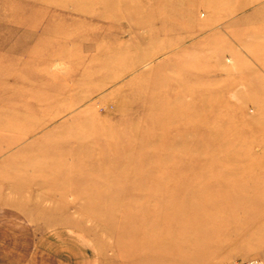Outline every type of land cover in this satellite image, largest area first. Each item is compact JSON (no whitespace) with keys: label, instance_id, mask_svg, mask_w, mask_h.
Masks as SVG:
<instances>
[{"label":"rangeland","instance_id":"rangeland-1","mask_svg":"<svg viewBox=\"0 0 264 264\" xmlns=\"http://www.w3.org/2000/svg\"><path fill=\"white\" fill-rule=\"evenodd\" d=\"M148 228L264 264V0H0V243L147 264Z\"/></svg>","mask_w":264,"mask_h":264},{"label":"bare ground","instance_id":"bare-ground-1","mask_svg":"<svg viewBox=\"0 0 264 264\" xmlns=\"http://www.w3.org/2000/svg\"><path fill=\"white\" fill-rule=\"evenodd\" d=\"M189 227L183 229L184 233H182L181 235L179 233H175V235H179L175 237L176 238L175 240H179L181 239V236L186 235L185 233H187V231L190 230ZM149 229L152 228H148L147 230L144 229L142 231L140 230V237H139L140 239L143 240V243H145V241L147 242V245L144 248H142L143 250H141L142 253L144 254L143 255L144 257L148 256L147 264H173V257L174 260L176 261L186 260V256L190 258L195 257V254H192L190 249L186 247L182 242L176 246L179 252L178 253L173 252L172 243L170 244L169 241L163 242L162 237L160 235L158 236V232L157 234H153L152 233L153 231L151 232L152 234L147 233ZM157 230H160V225H158ZM148 235H151V239L148 237Z\"/></svg>","mask_w":264,"mask_h":264},{"label":"crops","instance_id":"crops-1","mask_svg":"<svg viewBox=\"0 0 264 264\" xmlns=\"http://www.w3.org/2000/svg\"><path fill=\"white\" fill-rule=\"evenodd\" d=\"M0 264H17V259L10 255L2 243H0Z\"/></svg>","mask_w":264,"mask_h":264},{"label":"built area","instance_id":"built-area-1","mask_svg":"<svg viewBox=\"0 0 264 264\" xmlns=\"http://www.w3.org/2000/svg\"><path fill=\"white\" fill-rule=\"evenodd\" d=\"M253 263H254V262H250V261H249V262H247V263H245V264H253Z\"/></svg>","mask_w":264,"mask_h":264}]
</instances>
